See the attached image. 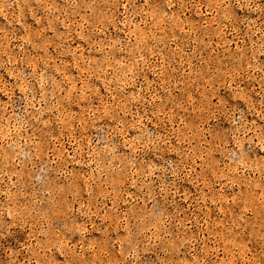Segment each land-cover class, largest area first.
<instances>
[{
	"label": "rangeland",
	"instance_id": "rangeland-1",
	"mask_svg": "<svg viewBox=\"0 0 264 264\" xmlns=\"http://www.w3.org/2000/svg\"><path fill=\"white\" fill-rule=\"evenodd\" d=\"M0 264H264V0H0Z\"/></svg>",
	"mask_w": 264,
	"mask_h": 264
}]
</instances>
